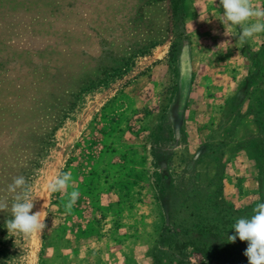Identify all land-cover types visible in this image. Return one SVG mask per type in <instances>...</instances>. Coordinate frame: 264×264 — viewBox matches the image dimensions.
Instances as JSON below:
<instances>
[{
  "label": "rangeland",
  "instance_id": "rangeland-1",
  "mask_svg": "<svg viewBox=\"0 0 264 264\" xmlns=\"http://www.w3.org/2000/svg\"><path fill=\"white\" fill-rule=\"evenodd\" d=\"M172 1L0 0V195L23 175L47 214L22 236L0 212V264H155L172 195L215 171L238 218L264 203V65L225 69L240 57ZM217 81L226 101L201 103ZM58 171L80 192L69 214L43 187Z\"/></svg>",
  "mask_w": 264,
  "mask_h": 264
},
{
  "label": "trees",
  "instance_id": "trees-1",
  "mask_svg": "<svg viewBox=\"0 0 264 264\" xmlns=\"http://www.w3.org/2000/svg\"><path fill=\"white\" fill-rule=\"evenodd\" d=\"M257 53L256 56L250 55L252 61L257 59V63L264 65V51ZM60 80V75L52 78L53 83ZM252 82L251 78L239 83L238 93L242 94ZM237 100L240 104L244 97L239 96ZM254 156L251 154L250 158L254 159ZM256 159H259L258 155ZM185 183L190 190L188 195L180 200L176 195L171 197L166 225L161 230L157 248L151 252L155 264H244L242 242L228 240L233 232L232 225L242 212L233 210L224 200L221 171H215L202 186L190 179Z\"/></svg>",
  "mask_w": 264,
  "mask_h": 264
},
{
  "label": "clouds",
  "instance_id": "clouds-1",
  "mask_svg": "<svg viewBox=\"0 0 264 264\" xmlns=\"http://www.w3.org/2000/svg\"><path fill=\"white\" fill-rule=\"evenodd\" d=\"M218 6L222 8V19L228 31L237 33L241 45L264 33V6L257 7L254 0H219ZM72 183L70 171H58L43 186L49 195L63 193L67 197L65 214L71 213L80 197L78 189L69 192ZM6 192L7 195H0V212L10 213L11 218L5 221L8 233L22 236L42 233L47 214L42 210L33 213L34 198L26 178L23 175L13 177ZM232 229L235 234L228 237L230 242L237 238L247 242L243 255L248 264H264V203H257L251 216L236 219Z\"/></svg>",
  "mask_w": 264,
  "mask_h": 264
},
{
  "label": "crops",
  "instance_id": "crops-1",
  "mask_svg": "<svg viewBox=\"0 0 264 264\" xmlns=\"http://www.w3.org/2000/svg\"><path fill=\"white\" fill-rule=\"evenodd\" d=\"M254 2L256 3L257 7L264 6V0H254ZM185 5H186V7L188 6V8L191 12V15H189L187 12V14L189 15V17L187 18L188 19L187 21L189 23L194 24L195 22L206 21L207 25H209V26L214 25V28L210 32H208V35H207L208 41L210 40L211 36H213V35H215V33H217L218 37L220 39H223L224 44L226 46H228V47H225V46L223 47V49H224L223 52H225L226 54L228 52H230V53H233L235 56L240 57L239 60L237 61V63H235V65L232 67H228L229 63L226 59H223V58L219 59L220 61H224V63H222V65L226 66L225 69L226 68H231V69L232 68L233 69L239 68V69H241L243 67V64H244V61L241 57H246V56L248 57L250 55L253 56L254 54L256 56L258 54L257 52L264 51V33L259 34L258 36L249 39L246 43L241 45V43L237 39V33L228 31L227 25L224 24L223 19H222V8L218 6L219 0H185ZM199 32L205 36V32H207V31L203 27V30L198 31V34H199ZM205 38H207V37H205ZM231 45L232 46L234 45V47L231 48ZM201 54H203V53H201ZM214 55L215 54H213V56ZM223 55H224V53L221 52V56H223ZM227 56H229V55L227 54ZM245 64H247V62ZM216 75L214 77H216V78L219 77L218 74H216ZM226 79L228 80L229 78H226ZM230 82H231L230 83L231 85L235 86V83L233 81H230ZM224 88H225V83H223L221 81H217L215 83H209V84L205 85L204 90L206 93L204 95V98L200 99V102L201 103H214V104L217 102H220V104H222V101H226V98L229 96V94L225 93ZM232 88H234L233 90L235 91V87H232ZM221 93H223L222 97L220 96ZM224 93H225V95H224ZM204 129H210V127L209 128L203 127V131H204Z\"/></svg>",
  "mask_w": 264,
  "mask_h": 264
}]
</instances>
